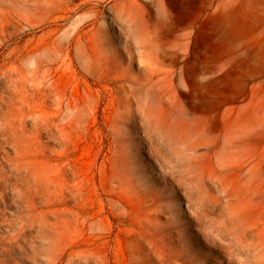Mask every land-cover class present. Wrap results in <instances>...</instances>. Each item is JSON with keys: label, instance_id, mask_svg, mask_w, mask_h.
Listing matches in <instances>:
<instances>
[{"label": "rangeland", "instance_id": "374dc122", "mask_svg": "<svg viewBox=\"0 0 264 264\" xmlns=\"http://www.w3.org/2000/svg\"><path fill=\"white\" fill-rule=\"evenodd\" d=\"M0 264H264V0H0Z\"/></svg>", "mask_w": 264, "mask_h": 264}, {"label": "bare ground", "instance_id": "6f19581e", "mask_svg": "<svg viewBox=\"0 0 264 264\" xmlns=\"http://www.w3.org/2000/svg\"><path fill=\"white\" fill-rule=\"evenodd\" d=\"M158 116L160 118V121H165L166 120V114L164 113V111H160ZM186 127L187 126L184 123V121L182 119H178L174 123H170L167 128L169 130V133H171L172 137L179 138L181 134H184V131H185ZM164 129H166V128H164ZM186 135L187 134H185V137H186Z\"/></svg>", "mask_w": 264, "mask_h": 264}]
</instances>
